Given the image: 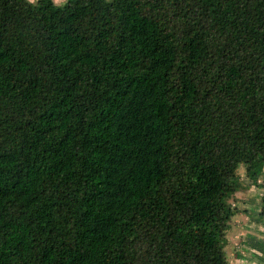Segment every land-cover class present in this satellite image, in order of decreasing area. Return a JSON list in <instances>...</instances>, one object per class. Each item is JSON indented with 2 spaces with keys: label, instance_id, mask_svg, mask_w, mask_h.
I'll return each instance as SVG.
<instances>
[{
  "label": "trees",
  "instance_id": "16d2710c",
  "mask_svg": "<svg viewBox=\"0 0 264 264\" xmlns=\"http://www.w3.org/2000/svg\"><path fill=\"white\" fill-rule=\"evenodd\" d=\"M241 166L264 0H0V264H229Z\"/></svg>",
  "mask_w": 264,
  "mask_h": 264
},
{
  "label": "crops",
  "instance_id": "0c3cea01",
  "mask_svg": "<svg viewBox=\"0 0 264 264\" xmlns=\"http://www.w3.org/2000/svg\"><path fill=\"white\" fill-rule=\"evenodd\" d=\"M259 182L260 180L258 181V184ZM249 191L250 193H252L251 188H248L246 191L239 193V195L242 196V203L235 202V205L239 203L243 206H246L250 198ZM237 210L243 213L238 214V218L236 216L232 218L230 222V229L226 235L228 241V246L226 247V255L228 248H231L233 251V253L231 252V254H233V257H229L230 260L229 258H227L228 262L229 264H264V239L255 238L254 235H256L257 233L248 231L245 232V230H249L248 228H245V230L240 228L241 222L243 221V219L241 218L242 215L249 218V214L244 213V210ZM251 220L256 222V220L254 219Z\"/></svg>",
  "mask_w": 264,
  "mask_h": 264
},
{
  "label": "rangeland",
  "instance_id": "374dc122",
  "mask_svg": "<svg viewBox=\"0 0 264 264\" xmlns=\"http://www.w3.org/2000/svg\"><path fill=\"white\" fill-rule=\"evenodd\" d=\"M31 1V0H29ZM55 4L60 5L63 0H53ZM245 173V168L244 166H241L238 171L237 174L240 178L241 183H243L246 186V190L249 188H251L252 193H250L249 191V200L247 202L246 206H243L239 203H242V196L238 194H236V199H237V203L236 205H234L236 207V209H241L244 210L246 213L249 214V218L256 220L253 221L251 219H249L248 217H245L242 215V219L243 221L241 222V229L245 230V228H248L249 230H245L248 232H254L257 233L256 235H254L255 238H262L264 239V173L260 175L259 177V186H254L252 185L245 177L244 175ZM259 190V191H257ZM252 195V197H251ZM243 212H239L238 214H241ZM238 214L236 215V217L238 218ZM247 234V233H246ZM231 252L233 253L231 248H228L227 250V258L229 257H233V254H231ZM231 254V256H230ZM230 260V258H229Z\"/></svg>",
  "mask_w": 264,
  "mask_h": 264
}]
</instances>
